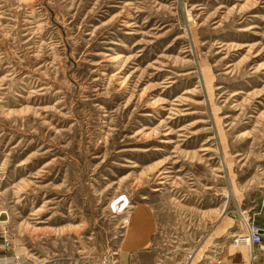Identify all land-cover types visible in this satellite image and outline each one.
<instances>
[{
	"label": "rangeland",
	"instance_id": "rangeland-1",
	"mask_svg": "<svg viewBox=\"0 0 264 264\" xmlns=\"http://www.w3.org/2000/svg\"><path fill=\"white\" fill-rule=\"evenodd\" d=\"M2 213L0 264H119L147 216L137 264L250 249L264 0H0Z\"/></svg>",
	"mask_w": 264,
	"mask_h": 264
},
{
	"label": "crops",
	"instance_id": "crops-1",
	"mask_svg": "<svg viewBox=\"0 0 264 264\" xmlns=\"http://www.w3.org/2000/svg\"><path fill=\"white\" fill-rule=\"evenodd\" d=\"M148 217V216H147ZM145 218V230L142 233H138V228L137 226H135V222H134V226L132 228H130V235L128 236V248L127 249H123L122 250V254L119 255V264H137L139 261V257L138 254L141 253L142 255H150V256H154V250L151 246L152 243V236H153V227L151 225V220H147L148 218ZM149 223V224H148ZM262 226V225H261ZM263 227V226H262ZM140 239H143V244L139 245L138 241H140ZM150 240V241H149ZM148 241L150 242L149 245H147ZM205 244H207V246H209L211 243L209 241V238L206 239ZM249 250H240L237 249V251L234 253V255L231 256V254L227 253H223V257H220V261L219 264H247V262H245L246 258L245 256H249ZM253 251L258 253V249L256 246L253 247ZM192 253V257L190 259L187 258V254ZM197 251L193 250V248L188 249V252L185 255V260L183 264H196L198 260V254ZM209 256V255H208ZM210 259V257L208 258ZM205 262V264H207L208 262ZM169 260L171 261V258L169 257ZM239 262V263H238ZM171 262H169L168 260H164V264H169ZM173 263V262H172ZM210 263V262H209ZM155 264V262L153 263ZM251 264H264V253L258 254L256 256V258L253 260V262Z\"/></svg>",
	"mask_w": 264,
	"mask_h": 264
},
{
	"label": "built area",
	"instance_id": "built-area-1",
	"mask_svg": "<svg viewBox=\"0 0 264 264\" xmlns=\"http://www.w3.org/2000/svg\"><path fill=\"white\" fill-rule=\"evenodd\" d=\"M246 237L241 238V242L238 240L235 241L236 246L247 245L252 249V256L255 257V252H253V247L256 246L258 248V252H264V229L259 227L252 221V218H248L244 221ZM192 257V253L187 254V258L190 259Z\"/></svg>",
	"mask_w": 264,
	"mask_h": 264
},
{
	"label": "bare ground",
	"instance_id": "bare-ground-1",
	"mask_svg": "<svg viewBox=\"0 0 264 264\" xmlns=\"http://www.w3.org/2000/svg\"><path fill=\"white\" fill-rule=\"evenodd\" d=\"M119 57V56H118ZM124 197V196H123ZM114 206V205H113ZM121 206V207H120ZM131 207V205H130V203H129V201L127 200V199H124V200H120V202H116L115 203V212H118V210H120L121 209V211L120 212H122V211H125V209H129ZM7 216V215H6ZM243 229H245V224H243ZM238 237V236H237ZM239 238V237H238ZM241 238H239V239H237L238 240V242L240 243L241 242V240H240Z\"/></svg>",
	"mask_w": 264,
	"mask_h": 264
},
{
	"label": "water",
	"instance_id": "water-1",
	"mask_svg": "<svg viewBox=\"0 0 264 264\" xmlns=\"http://www.w3.org/2000/svg\"><path fill=\"white\" fill-rule=\"evenodd\" d=\"M6 219V215L4 214V213H2L1 215H0V220L2 221V220H5Z\"/></svg>",
	"mask_w": 264,
	"mask_h": 264
}]
</instances>
